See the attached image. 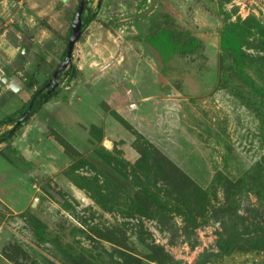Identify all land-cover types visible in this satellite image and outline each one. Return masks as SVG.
Here are the masks:
<instances>
[{
	"label": "rangeland",
	"instance_id": "374dc122",
	"mask_svg": "<svg viewBox=\"0 0 264 264\" xmlns=\"http://www.w3.org/2000/svg\"><path fill=\"white\" fill-rule=\"evenodd\" d=\"M94 26L92 76L0 144V264H264V0H102Z\"/></svg>",
	"mask_w": 264,
	"mask_h": 264
},
{
	"label": "crops",
	"instance_id": "0c3cea01",
	"mask_svg": "<svg viewBox=\"0 0 264 264\" xmlns=\"http://www.w3.org/2000/svg\"><path fill=\"white\" fill-rule=\"evenodd\" d=\"M78 3L79 0H0V101L15 97L14 100H19L18 108L19 105L23 108L32 94L53 75L57 68L53 65H59L66 49ZM93 23L81 35L79 43L87 46L94 40L96 47L103 46L105 41L90 37L92 31L96 30L95 26L91 27ZM62 43L63 49L59 53L58 45ZM24 45L40 57L36 65L21 54ZM74 67L76 76L73 80L86 79L87 74L91 77L94 72L91 67L84 71L78 65ZM33 71L32 84L26 87V80ZM12 76L17 77L23 85L18 92L10 90L2 82L3 77L9 79Z\"/></svg>",
	"mask_w": 264,
	"mask_h": 264
},
{
	"label": "trees",
	"instance_id": "16d2710c",
	"mask_svg": "<svg viewBox=\"0 0 264 264\" xmlns=\"http://www.w3.org/2000/svg\"><path fill=\"white\" fill-rule=\"evenodd\" d=\"M97 1V7L91 11L89 8V5L84 0V8L83 12L81 14V29L80 32L81 34L84 33V31L87 29V27L95 21V18L97 16L99 6L102 2V0H96ZM76 12V11H75ZM75 15V14H74ZM69 35L67 37V43H68ZM80 39V38H79ZM67 47V45H66ZM66 57V49L61 57L60 63L65 59ZM58 64H54L53 67L56 68ZM76 76V70L74 65L70 64L68 65L67 69L62 70L56 77L55 82L50 83L49 86L46 88L45 86L50 82V78L43 84L41 85L31 96L29 101L25 103L23 108L20 110L19 115L21 116L22 113L28 108L29 105H31V111L28 115V118H30L32 115L37 113L43 105L46 103L50 102L51 100L57 98L60 94V89L58 88V82L63 80L65 78V83L64 84H69ZM34 79V75H29L28 79L26 80L25 86L30 87L32 84V81ZM67 86V85H66ZM19 116V117H20ZM18 119V118H17ZM17 119H15V116H10L6 117L4 119L0 120V129L3 126H9L12 123H14V126L12 129L5 131L3 133H0V144L2 143H7L10 139H12L19 128L23 126L25 123V120L20 124L16 125ZM128 130H131V128H127Z\"/></svg>",
	"mask_w": 264,
	"mask_h": 264
},
{
	"label": "water",
	"instance_id": "95a60500",
	"mask_svg": "<svg viewBox=\"0 0 264 264\" xmlns=\"http://www.w3.org/2000/svg\"><path fill=\"white\" fill-rule=\"evenodd\" d=\"M83 8H84V0H79L74 18H73L72 23H71L69 39H68V43H67V47H66V57L61 63H59V65L57 66V68L53 72V75L50 78V82L45 86L46 88L49 86L50 83L55 82L57 75L62 70H64L69 65V63L71 62V57H72L74 45L81 36V32H80L81 25H82L81 14L83 12ZM21 54L23 56H26L27 60L30 63H32L33 65H36L38 63V61L40 60V57L38 55H36L34 52L29 51L28 46H26V45H24L22 47ZM1 75H2V73L0 71V76ZM2 82L5 85H7L10 90H12L14 92H18L23 86L22 83L20 82V80L17 79V77H15V76L10 77L9 79L3 77ZM30 111H31V105H29L28 108L26 109V111H24L22 113V115L17 119L16 125H20L24 120L28 119V115H29ZM104 144L108 147L110 142L105 140Z\"/></svg>",
	"mask_w": 264,
	"mask_h": 264
},
{
	"label": "flooded vegetation",
	"instance_id": "af4514ba",
	"mask_svg": "<svg viewBox=\"0 0 264 264\" xmlns=\"http://www.w3.org/2000/svg\"><path fill=\"white\" fill-rule=\"evenodd\" d=\"M26 111V110H25Z\"/></svg>",
	"mask_w": 264,
	"mask_h": 264
}]
</instances>
